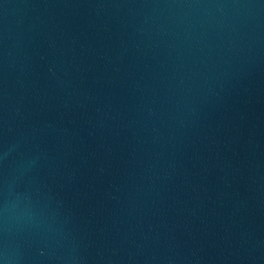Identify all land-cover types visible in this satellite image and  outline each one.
Here are the masks:
<instances>
[{
	"label": "water",
	"instance_id": "95a60500",
	"mask_svg": "<svg viewBox=\"0 0 264 264\" xmlns=\"http://www.w3.org/2000/svg\"><path fill=\"white\" fill-rule=\"evenodd\" d=\"M0 264H264V0H0Z\"/></svg>",
	"mask_w": 264,
	"mask_h": 264
}]
</instances>
